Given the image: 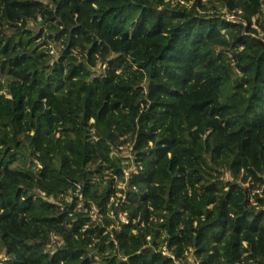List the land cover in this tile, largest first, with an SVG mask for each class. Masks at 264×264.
<instances>
[{
  "label": "trees",
  "instance_id": "16d2710c",
  "mask_svg": "<svg viewBox=\"0 0 264 264\" xmlns=\"http://www.w3.org/2000/svg\"><path fill=\"white\" fill-rule=\"evenodd\" d=\"M0 73V264H264V0H0Z\"/></svg>",
  "mask_w": 264,
  "mask_h": 264
},
{
  "label": "rangeland",
  "instance_id": "374dc122",
  "mask_svg": "<svg viewBox=\"0 0 264 264\" xmlns=\"http://www.w3.org/2000/svg\"><path fill=\"white\" fill-rule=\"evenodd\" d=\"M10 82H11V77L0 73V93L6 91Z\"/></svg>",
  "mask_w": 264,
  "mask_h": 264
},
{
  "label": "built area",
  "instance_id": "2783aa9c",
  "mask_svg": "<svg viewBox=\"0 0 264 264\" xmlns=\"http://www.w3.org/2000/svg\"><path fill=\"white\" fill-rule=\"evenodd\" d=\"M234 15H230L228 18H230V19H234ZM122 218L125 220V221H128V218H127V216H126V214H124L123 216H122ZM190 264H199L198 262H194V263H190Z\"/></svg>",
  "mask_w": 264,
  "mask_h": 264
}]
</instances>
